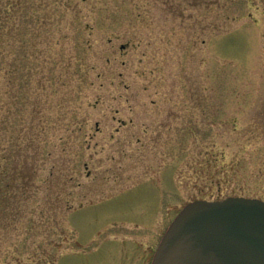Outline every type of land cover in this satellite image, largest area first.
I'll list each match as a JSON object with an SVG mask.
<instances>
[{"label":"rangeland","instance_id":"rangeland-1","mask_svg":"<svg viewBox=\"0 0 264 264\" xmlns=\"http://www.w3.org/2000/svg\"><path fill=\"white\" fill-rule=\"evenodd\" d=\"M0 167V264H148L188 202L264 201V0H0Z\"/></svg>","mask_w":264,"mask_h":264},{"label":"water","instance_id":"water-1","mask_svg":"<svg viewBox=\"0 0 264 264\" xmlns=\"http://www.w3.org/2000/svg\"><path fill=\"white\" fill-rule=\"evenodd\" d=\"M151 264H264V201L232 196L187 203Z\"/></svg>","mask_w":264,"mask_h":264},{"label":"trees","instance_id":"trees-1","mask_svg":"<svg viewBox=\"0 0 264 264\" xmlns=\"http://www.w3.org/2000/svg\"><path fill=\"white\" fill-rule=\"evenodd\" d=\"M5 175H6V171L2 167H0V215L3 214V216L8 217L10 219L9 223H12V222L17 221L16 218H18V216H19L18 213H19L21 208L19 206L16 207V205H11V204L7 203V202L10 203L11 200L13 199V197L8 194L9 193V191H8L9 185L6 184L5 180L7 178ZM15 190H17V189H15ZM217 200H219V199H217ZM9 210H11V212ZM2 217H1V219H2Z\"/></svg>","mask_w":264,"mask_h":264},{"label":"flooded vegetation","instance_id":"flooded-vegetation-1","mask_svg":"<svg viewBox=\"0 0 264 264\" xmlns=\"http://www.w3.org/2000/svg\"><path fill=\"white\" fill-rule=\"evenodd\" d=\"M163 234H164V233H163ZM163 234L160 236L159 241H160V239L162 238ZM153 254H154V252L152 251L151 254H150L149 260H148V264H150L151 259H152V257H153Z\"/></svg>","mask_w":264,"mask_h":264}]
</instances>
